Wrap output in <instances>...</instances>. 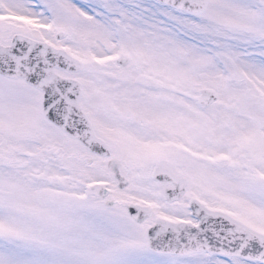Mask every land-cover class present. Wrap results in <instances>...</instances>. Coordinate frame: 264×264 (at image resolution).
Segmentation results:
<instances>
[{
    "label": "snow or ice",
    "instance_id": "snow-or-ice-1",
    "mask_svg": "<svg viewBox=\"0 0 264 264\" xmlns=\"http://www.w3.org/2000/svg\"><path fill=\"white\" fill-rule=\"evenodd\" d=\"M0 264H264V0H0Z\"/></svg>",
    "mask_w": 264,
    "mask_h": 264
}]
</instances>
